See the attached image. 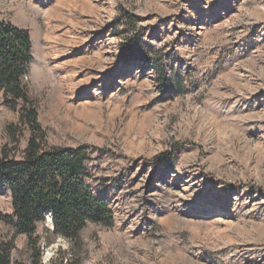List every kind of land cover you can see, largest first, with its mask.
<instances>
[{
    "label": "rangeland",
    "instance_id": "rangeland-1",
    "mask_svg": "<svg viewBox=\"0 0 264 264\" xmlns=\"http://www.w3.org/2000/svg\"><path fill=\"white\" fill-rule=\"evenodd\" d=\"M62 1L0 0V19L30 33L25 83L48 147L86 146V183L114 213L113 229L82 232L81 264H264V0H66L82 18L73 23L89 28L72 51L104 54L89 81L80 73L74 90L58 91L55 75L39 78L47 44L38 30ZM127 35L146 51L128 62ZM83 105L91 119L77 117ZM19 118L0 93V157L23 158ZM167 151L172 166L148 165ZM0 212H12L2 185ZM50 218L38 225L43 263L66 264L70 242L52 235ZM7 242L30 263L27 238L0 222Z\"/></svg>",
    "mask_w": 264,
    "mask_h": 264
},
{
    "label": "trees",
    "instance_id": "trees-1",
    "mask_svg": "<svg viewBox=\"0 0 264 264\" xmlns=\"http://www.w3.org/2000/svg\"><path fill=\"white\" fill-rule=\"evenodd\" d=\"M120 17L128 27H135V16L123 8ZM138 38L127 35L121 45L126 62L146 53ZM32 62L30 33L0 19V93L6 107L19 112L20 122L29 133L23 158H11L5 152L0 157V185L10 191L12 199V212H0V222L13 228L16 236L27 238L29 264H44L38 225L52 217V235L70 242L72 258H66V264H81L82 232L89 225L113 229L114 213L108 201L96 197L86 183L90 179L88 148L48 147L36 103L25 83ZM161 89L167 93L170 88L163 84ZM174 156L163 152L149 159L148 165L172 166ZM13 249L10 242L0 245V264H23L13 259Z\"/></svg>",
    "mask_w": 264,
    "mask_h": 264
},
{
    "label": "bare ground",
    "instance_id": "bare-ground-1",
    "mask_svg": "<svg viewBox=\"0 0 264 264\" xmlns=\"http://www.w3.org/2000/svg\"><path fill=\"white\" fill-rule=\"evenodd\" d=\"M65 2L66 0L56 3L58 4L56 8L49 9L47 14V18L49 20L46 24L47 30L43 31L41 28L38 30L40 34L39 38L45 40L47 44L46 48L40 50L39 52L41 61L46 64L45 68H41L42 72L39 74V78L41 80H45L49 79L51 75H55L56 81L59 82V85L57 86L58 91L62 90L64 84H67L72 90H74V88L79 84L78 82H75V78L80 73L84 74V79L88 80V77H92L93 74L91 70L86 69L89 67V69L95 67L101 69L104 54L102 52L103 46H97L95 47L94 52L84 53L83 55L81 54V56H78L74 53V51H72V48L74 47L71 46L73 44L76 46L87 39V30L89 28L79 29L77 24H74L75 22L73 23L74 20L82 22V18L77 17L76 14L69 9V7H63ZM43 4H47V2ZM54 20H60L61 25H54L51 29ZM62 26L65 29L62 30ZM99 87L103 90V84H100ZM73 108L74 104L71 106V109ZM92 114H95L94 110H92L90 106L83 105L82 109L78 110L77 117L81 120L82 118L87 120Z\"/></svg>",
    "mask_w": 264,
    "mask_h": 264
},
{
    "label": "water",
    "instance_id": "water-1",
    "mask_svg": "<svg viewBox=\"0 0 264 264\" xmlns=\"http://www.w3.org/2000/svg\"><path fill=\"white\" fill-rule=\"evenodd\" d=\"M50 222H51V224H52V217L50 218ZM52 229H53V231H54V229H55V227H53V224H52Z\"/></svg>",
    "mask_w": 264,
    "mask_h": 264
}]
</instances>
